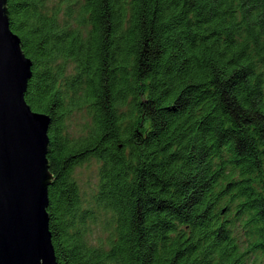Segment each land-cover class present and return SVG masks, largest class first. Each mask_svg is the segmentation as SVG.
I'll use <instances>...</instances> for the list:
<instances>
[{"label": "trees", "instance_id": "obj_1", "mask_svg": "<svg viewBox=\"0 0 264 264\" xmlns=\"http://www.w3.org/2000/svg\"><path fill=\"white\" fill-rule=\"evenodd\" d=\"M6 7L32 61L25 99L51 118L57 264H264V0ZM92 158L88 201L74 172Z\"/></svg>", "mask_w": 264, "mask_h": 264}, {"label": "water", "instance_id": "obj_2", "mask_svg": "<svg viewBox=\"0 0 264 264\" xmlns=\"http://www.w3.org/2000/svg\"><path fill=\"white\" fill-rule=\"evenodd\" d=\"M0 0V264H57L49 229L51 118L25 99L32 61Z\"/></svg>", "mask_w": 264, "mask_h": 264}, {"label": "rangeland", "instance_id": "obj_3", "mask_svg": "<svg viewBox=\"0 0 264 264\" xmlns=\"http://www.w3.org/2000/svg\"><path fill=\"white\" fill-rule=\"evenodd\" d=\"M53 1V0H51ZM86 115L82 112H77L72 116L71 128L74 132H79L84 125ZM99 166L100 162L96 159H89L88 161L80 164L75 169V177L81 187L86 200L90 201L96 193L97 185L99 183ZM106 217L103 214H97L94 222L88 220L89 240L93 243H100L102 238H105L104 227Z\"/></svg>", "mask_w": 264, "mask_h": 264}]
</instances>
